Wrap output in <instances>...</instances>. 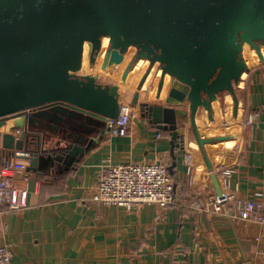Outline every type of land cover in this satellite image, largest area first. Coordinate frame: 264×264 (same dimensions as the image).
<instances>
[{
	"label": "water",
	"instance_id": "1",
	"mask_svg": "<svg viewBox=\"0 0 264 264\" xmlns=\"http://www.w3.org/2000/svg\"><path fill=\"white\" fill-rule=\"evenodd\" d=\"M103 36L108 44L102 70L135 48L121 82L140 58L148 61L131 103L169 134V173L178 178L174 149L183 152L189 125L221 197L204 145L231 136L202 137L196 116L203 109L212 121L213 102L221 103L225 92L236 115L235 86L250 70L245 47L264 63V0H0V149L18 151L28 160L27 171L73 169L110 130L107 121L119 116L125 104L119 85L99 82L98 74L78 73L85 44L94 66ZM155 65L160 68L156 97L169 75L182 86L168 89L176 103L139 101Z\"/></svg>",
	"mask_w": 264,
	"mask_h": 264
},
{
	"label": "crops",
	"instance_id": "2",
	"mask_svg": "<svg viewBox=\"0 0 264 264\" xmlns=\"http://www.w3.org/2000/svg\"><path fill=\"white\" fill-rule=\"evenodd\" d=\"M239 82L235 116L231 103L232 116L241 115L236 131L227 128L226 118L220 119L231 96L226 92L221 94V103L215 100L222 110L214 105L220 113L217 125L202 109L196 116L197 126L202 137L231 136L204 145L214 172L226 167L233 170L229 186L221 185L223 192L243 198L261 193L264 203V63L250 66ZM120 95L131 103L132 95L129 100ZM163 98L154 97L156 103L165 105L168 102H161ZM188 126L183 152L174 149L178 178L171 175L172 204L127 209L85 200L107 162L172 163L169 134L160 130L161 137H156L158 130L138 108L126 135L108 130L67 173L59 174L53 166L29 171L26 206L18 211L0 210V245L11 243L13 260L22 264H260L264 236L259 224L189 206L194 199L216 193ZM18 159L27 167V159ZM217 177L220 183L219 173Z\"/></svg>",
	"mask_w": 264,
	"mask_h": 264
},
{
	"label": "built area",
	"instance_id": "3",
	"mask_svg": "<svg viewBox=\"0 0 264 264\" xmlns=\"http://www.w3.org/2000/svg\"><path fill=\"white\" fill-rule=\"evenodd\" d=\"M136 113L138 106L125 102L119 116L107 121L110 130L120 136L126 135ZM13 134L18 135V131H13ZM161 135L158 131L156 137ZM19 154L18 151L0 149V210L18 211L27 204V183L30 175L26 164L18 159ZM232 172L227 167L216 172L220 174V186H229ZM261 195L258 193L254 198H243L222 190L221 197L217 194L201 197L192 200L189 206L199 212L216 213L257 223L264 236V203ZM174 198V184L167 164L162 161H129L104 164L99 169L92 192L85 200L99 205L130 209L144 204L166 207L174 202ZM256 239L259 240V237ZM262 256L260 264H264V246ZM0 264H22L13 260L9 242L0 245Z\"/></svg>",
	"mask_w": 264,
	"mask_h": 264
},
{
	"label": "rangeland",
	"instance_id": "4",
	"mask_svg": "<svg viewBox=\"0 0 264 264\" xmlns=\"http://www.w3.org/2000/svg\"><path fill=\"white\" fill-rule=\"evenodd\" d=\"M107 44H108V42L104 43L103 42V38H102V45H101V48H100V52L97 53L96 56H95L96 57V61H95L96 64L94 66L92 64H90L89 54H88L87 60H86V66L84 68H81L78 71V73H80V74H92L94 72L95 74H98V81L99 82L110 83V84H118L119 85V93H121L124 97H126L129 100V97L131 95H133V93L135 91H137V83L139 82L141 76L143 75V73H144V71H145V69L147 68L148 65L146 66V63L142 59L140 61V63H139L138 69L135 70V73L133 72L134 76H132V74H133L132 73L130 76L127 77L125 82H121V75L123 73V70L125 69L128 61L133 56V54L135 52V49L128 48L126 53L122 57H120V59H118L114 63H110L105 70H102L101 69V63H102L104 51H105V48H106ZM246 48H249V47H246ZM102 51H103V53H102V56L100 58V54H101ZM246 52L247 53H250V52H254L255 53V51L253 49H250V48L246 49ZM255 55H256V53H255ZM257 63H259V58H258ZM156 68H157V66L155 65L154 69L150 72L151 74H149L150 75L149 79H147L146 83H144L143 87L139 90V100L140 101H144V100L149 99L150 98V94H151V92L154 89V86L156 87L157 82L155 83V80H154V78H155L154 70H156ZM118 75H120V77H119V79L116 80V76H118ZM244 75H245V73H244ZM171 85H175L177 87H182L179 82H177L176 80H172V78L169 76V79H168V82H167V86L168 87H167L166 90H164L165 91V95H164V98L161 99L162 100L161 102H164V101L165 102H169V101H171L168 98V95H167L168 89H169V87ZM235 89H236V86H235ZM155 93H156V91H155ZM155 99L152 98V100L150 99L147 102L156 103ZM221 102H222V100H221ZM231 103H232V100H231ZM216 107H217V109L221 110V107H220L219 104H217ZM220 119H225V116L222 115L220 117ZM220 119H219V121H220Z\"/></svg>",
	"mask_w": 264,
	"mask_h": 264
},
{
	"label": "bare ground",
	"instance_id": "5",
	"mask_svg": "<svg viewBox=\"0 0 264 264\" xmlns=\"http://www.w3.org/2000/svg\"><path fill=\"white\" fill-rule=\"evenodd\" d=\"M103 42L104 43H107L108 42V36H103ZM129 48H132V49H135L134 47H129ZM246 49H249V48H246L245 47V49H244V51H243V56H244V59H245V61H246V63H247V65L250 67V66H252V65H254L255 63H257V61H258V56H257V54L255 55V53L254 52H250V53H247L246 52ZM251 49V48H250ZM89 50H90V48H89V44L88 43H86L85 44V47H84V57H83V62H82V68H84L85 66H86V60H87V56H88V54H89ZM261 52H262V54H263V56H264V46L261 48ZM102 53H103V51L101 52V54H100V58H101V56H102ZM245 53V54H244ZM142 60V58H140L137 62H136V64L134 65V67L132 68V70L130 71V73L128 74V76H130L133 72L135 73V70H137L138 69V66H139V63H140V61ZM144 60V62L146 63V66L148 65V61L147 60H145V59H143ZM101 61V60H100ZM154 69V68H153ZM152 69V70H153ZM154 72H155V78H154V80H155V83L157 82V80H158V77H159V75H160V68H156V70H154ZM134 73L132 74V76H134ZM245 73V72H244ZM244 73H242V75H241V78L244 76ZM92 74H95V73H92ZM151 74V73H150ZM149 76L150 75H148V77L146 78V80H145V82L144 83H146V81H147V79H149ZM119 77H120V75H118V76H116V80L117 79H119ZM168 79H169V75H166L165 76V80H164V86H163V90L161 91V93H160V98H163L164 97V95H165V91L164 90H166L167 89V82H168ZM239 84H240V82H239ZM150 97H151V99L152 98H154L155 97V86H154V89H153V91L151 92V95H150ZM216 100V99H215ZM215 100H214V102H213V108H214V112H215V117H214V123H216V125H217V123H218V121H219V117H220V113H219V111L214 107V105H216V102H215ZM231 97L230 96H228L227 97V100H226V107H224L225 109H224V116H225V118H226V120L228 121V125H230L229 127H227L229 130H231V131H236V129H237V127H236V125H238V117H240L239 116V114H238V117H236V118H234L233 116H232V114H231ZM241 106V105H240ZM216 109V110H215ZM239 111V110H238ZM212 125H213V123H212ZM205 133H207L208 131H204Z\"/></svg>",
	"mask_w": 264,
	"mask_h": 264
},
{
	"label": "trees",
	"instance_id": "6",
	"mask_svg": "<svg viewBox=\"0 0 264 264\" xmlns=\"http://www.w3.org/2000/svg\"><path fill=\"white\" fill-rule=\"evenodd\" d=\"M42 172H43V171H41V173H42ZM67 172H68V171H67ZM67 172H61V173H60V172H58V173H59V174H65V173H67Z\"/></svg>",
	"mask_w": 264,
	"mask_h": 264
}]
</instances>
